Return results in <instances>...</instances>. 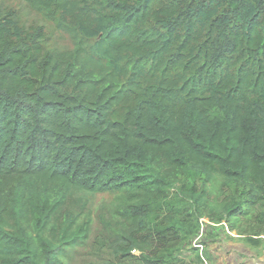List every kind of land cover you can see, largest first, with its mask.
Here are the masks:
<instances>
[{"label":"trees","instance_id":"obj_1","mask_svg":"<svg viewBox=\"0 0 264 264\" xmlns=\"http://www.w3.org/2000/svg\"><path fill=\"white\" fill-rule=\"evenodd\" d=\"M22 1L72 47L0 20V264H65L91 226L79 192L124 196L119 264H180L205 214L264 234V0Z\"/></svg>","mask_w":264,"mask_h":264},{"label":"rangeland","instance_id":"obj_2","mask_svg":"<svg viewBox=\"0 0 264 264\" xmlns=\"http://www.w3.org/2000/svg\"><path fill=\"white\" fill-rule=\"evenodd\" d=\"M0 20L6 22L9 26L6 32V38L10 41H17V36L23 38L29 45L38 44L43 51L64 52L72 47V43L68 36L57 30L53 24L47 20L42 14L36 12L22 0H0ZM214 184H206V188L210 191L211 196L219 195L220 201L225 195L229 194L232 189L228 186H221L223 179L216 176ZM201 181L194 180V177L186 175L184 178V186L194 185L201 186ZM180 186L175 183L170 190L168 200L173 201L177 205L190 208L188 200H182L183 197L177 196L175 190ZM219 189V192H218ZM74 200L70 203L69 218H78L81 220L84 216L90 215L91 226L88 237L83 240V244L71 250L69 258H65V264H119L113 259L110 250L107 247L108 243L115 235L120 233L118 223L121 220L117 208L123 204V195L112 194L106 192L97 193H75ZM181 202L178 203V200ZM212 199H216L213 197ZM220 208V207H219ZM207 213V211H204ZM223 212V211H222ZM191 214L187 219L193 218ZM200 219L201 233L192 235L181 243H186L181 246L180 256L183 261L180 264H207L210 259L209 243H203V238L208 235L218 236L219 232H214L219 227H224V223L213 224L207 218ZM178 221L180 217H175ZM243 228V223H242ZM218 231V229H217ZM231 231V230H230ZM235 238L238 231H231ZM220 234V233H219ZM218 244V243H216ZM200 245V247H199ZM207 248V249H206ZM139 255V253H134ZM123 264H141L138 258H132L129 262Z\"/></svg>","mask_w":264,"mask_h":264},{"label":"crops","instance_id":"obj_3","mask_svg":"<svg viewBox=\"0 0 264 264\" xmlns=\"http://www.w3.org/2000/svg\"><path fill=\"white\" fill-rule=\"evenodd\" d=\"M217 229L218 236L208 235L202 242L209 243L207 264H264V234L255 235L243 227V234L231 238L233 233L227 226Z\"/></svg>","mask_w":264,"mask_h":264},{"label":"built area","instance_id":"obj_4","mask_svg":"<svg viewBox=\"0 0 264 264\" xmlns=\"http://www.w3.org/2000/svg\"><path fill=\"white\" fill-rule=\"evenodd\" d=\"M199 247H200V245H199ZM136 252L139 253L136 249H133V250H132V253H133V254L136 253ZM204 264H205V261H204Z\"/></svg>","mask_w":264,"mask_h":264}]
</instances>
